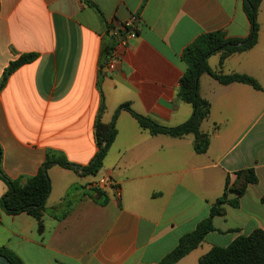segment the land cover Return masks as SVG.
I'll return each mask as SVG.
<instances>
[{"label":"crops","instance_id":"crops-1","mask_svg":"<svg viewBox=\"0 0 264 264\" xmlns=\"http://www.w3.org/2000/svg\"><path fill=\"white\" fill-rule=\"evenodd\" d=\"M91 1L102 18L82 0H0V81L11 62L38 55L0 92L1 170L12 180L36 176L47 152L88 166L98 152L94 126L102 95L105 124L123 104L164 127L185 123L193 108L179 94L184 50L204 34L246 39L251 32L243 0ZM258 23L252 48L222 64L215 54L208 63L221 75L250 76L262 90L200 78V95L211 104L201 125L207 153L195 152L193 136H154L121 110L98 177L50 168L41 232L36 219L0 207V248L23 264H158L208 218L226 186L243 183L238 173L246 170H254L258 183L246 187L238 207L224 206L215 231L177 264H200L213 247L264 231V2ZM113 50L120 61L108 72ZM103 177L119 195L114 187L97 189ZM7 192L0 179V199Z\"/></svg>","mask_w":264,"mask_h":264},{"label":"trees","instance_id":"trees-1","mask_svg":"<svg viewBox=\"0 0 264 264\" xmlns=\"http://www.w3.org/2000/svg\"><path fill=\"white\" fill-rule=\"evenodd\" d=\"M82 1L86 6L92 8L100 18L103 17L101 10L95 3L91 0ZM262 2L264 0H243V7L251 25V32L248 38H228L223 31H217L200 36L184 50L182 60L186 63L187 70L180 79L179 94L182 100L193 108L191 118L185 123L171 128L164 127L150 118L135 113L129 104H123L116 111L112 122L105 124L102 122V115L105 111L104 96L102 95L101 107L94 126L98 152L88 166L75 165L64 154L47 152L45 161L36 176L12 180L1 170L3 153L0 146V179L8 187V192L0 199L1 209L11 216L27 214L36 219L39 223V232H41L43 229L42 218L45 204L51 194V180L48 173L50 168L59 166L63 169L73 170L81 175L98 174L117 136L116 120L121 110L128 111L143 130L149 131L154 136L162 135L176 139L193 136L195 152L197 154L207 153L210 140L207 135L201 132V125L211 114V104L200 95V78L206 74L223 85L240 83L249 85L255 90H262L261 85L254 78L236 73L221 75L214 72L208 63L211 56L220 53V64H222L229 55L248 50L257 43L259 34L258 14ZM37 58L38 55L35 53L25 54L11 62L5 69L0 81V92L15 71L26 64L34 62ZM238 176L243 180V183L235 185L230 190L226 186L223 195L210 209L208 218L200 222L193 232L184 235L179 240L176 248L162 258L158 264H177L199 248L206 236L215 231L213 221L216 217L225 214L224 206L238 207L240 204L239 198L244 195L246 187L249 184L258 183L254 170L242 171L238 173ZM231 193L237 195L238 199H229L228 196ZM0 255L7 257L12 264H23L15 253L6 248H0ZM199 263L264 264V231L258 229L248 236H240L226 248L213 247L201 257Z\"/></svg>","mask_w":264,"mask_h":264},{"label":"built area","instance_id":"built-area-1","mask_svg":"<svg viewBox=\"0 0 264 264\" xmlns=\"http://www.w3.org/2000/svg\"><path fill=\"white\" fill-rule=\"evenodd\" d=\"M132 24H133V20L126 23L124 27L125 28H131ZM129 37H130V39H134V38H136V35L134 33H131L129 35ZM122 44L126 45L127 42L123 40ZM119 61H120V54H119L118 50L111 51L107 57V62H106L107 71L108 72H114L119 65ZM110 187H114L117 195H119V188L116 186V184L110 178L103 177L100 180V182L97 184V189H105V188H110Z\"/></svg>","mask_w":264,"mask_h":264},{"label":"water","instance_id":"water-1","mask_svg":"<svg viewBox=\"0 0 264 264\" xmlns=\"http://www.w3.org/2000/svg\"><path fill=\"white\" fill-rule=\"evenodd\" d=\"M0 264H12L5 256L0 255Z\"/></svg>","mask_w":264,"mask_h":264},{"label":"rangeland","instance_id":"rangeland-1","mask_svg":"<svg viewBox=\"0 0 264 264\" xmlns=\"http://www.w3.org/2000/svg\"><path fill=\"white\" fill-rule=\"evenodd\" d=\"M216 61H217V58H215V57H212V60H211V62H212V63H214V62H216ZM102 168H103V167H102ZM102 168H101V169H102ZM100 171H101V170H100ZM100 171H99V173H100ZM99 173H98V174H95V175H90V177H91V178H96V177H98V176H99ZM201 252H202V251H201V250H199V252H197V253L199 254V253H201Z\"/></svg>","mask_w":264,"mask_h":264}]
</instances>
